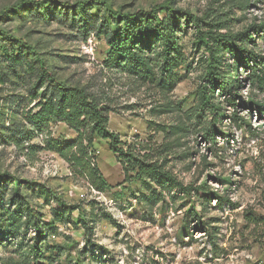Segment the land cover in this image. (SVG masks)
I'll return each mask as SVG.
<instances>
[{
    "label": "rangeland",
    "instance_id": "obj_1",
    "mask_svg": "<svg viewBox=\"0 0 264 264\" xmlns=\"http://www.w3.org/2000/svg\"><path fill=\"white\" fill-rule=\"evenodd\" d=\"M85 1V9L76 7ZM167 2L204 19L206 30L224 21L227 28L220 31L231 33L264 24V0H0V172L22 182L0 181V264L44 259L48 264L52 255L57 256L54 264H264V110L259 112L255 103H264V94L249 85L250 70L239 66L241 85L233 91L215 90V110L202 105L197 93L208 84L209 55L187 26L182 33L185 63L177 68L170 93L104 66L109 50L104 32L115 23L111 11L125 14ZM250 33L254 42L249 48L264 57L263 28ZM33 51L61 83L108 93L117 109L110 113L109 128L120 134L125 148L142 143L157 149L171 142L163 155L166 167L200 193H160L134 174L125 181L121 163L103 138L93 145L105 184L98 188L47 148V138L75 139L62 122L16 144L15 127L30 109L37 110L33 105L45 89L39 86L41 69ZM232 61L227 53V62ZM168 102L177 109L151 113ZM180 117L187 118V132L166 137L149 127L150 121L173 125ZM212 129L218 130L214 137L207 135ZM31 184L50 188L51 203L35 195ZM18 191L33 206L38 226L27 227L32 219L26 207L21 225L9 221ZM209 192L216 195L209 198ZM56 196L80 208L52 224ZM198 221L204 229L195 228Z\"/></svg>",
    "mask_w": 264,
    "mask_h": 264
},
{
    "label": "trees",
    "instance_id": "obj_2",
    "mask_svg": "<svg viewBox=\"0 0 264 264\" xmlns=\"http://www.w3.org/2000/svg\"><path fill=\"white\" fill-rule=\"evenodd\" d=\"M88 3V1L79 2L76 7L83 10ZM111 13L115 19L114 28L104 32V38L109 47L104 59V66L107 69L145 84H151L161 92L170 93L179 77L177 68L185 63L182 33L183 26H187L194 31L196 45L204 46L209 55L205 73L208 84L201 86L197 93L202 105L215 110L218 103L212 101L216 99L215 90L217 88L223 92H230L233 91V86L241 85L238 74L239 66L250 70L249 85L251 87L257 85L259 91L264 94V57L249 48L250 41L254 42L253 34L250 32L255 33L261 28L264 31V24L251 25L249 29L231 33L220 31L222 28H227L228 21H224V23L209 24L210 27L206 30L203 24L207 23L204 19L189 10L173 7L168 2L156 4L149 10L137 9L125 14L115 11ZM217 27L219 29L215 30L214 28ZM227 53L233 56L232 62H227ZM33 55L41 69L39 86H45V89L33 105L37 110L33 112L30 109L23 121L15 127L14 141L16 144L21 145L22 141L24 143L26 139L30 140L34 132L44 131L52 122H62L75 132V139L64 143L56 138H47V148L66 159L72 172L87 176L98 188H103L105 184H102L103 175L95 161L93 145L95 139L103 138L109 141L110 150L121 163L125 181H129L134 174L148 184L154 183L161 189L160 193L165 189H178L186 195H192L193 192L200 193V188L185 185L173 171L166 167L167 158L163 155L171 142H163L157 149L142 143L138 146L129 144L125 148L120 134L109 128L110 113L117 109L111 103L109 104L108 93L95 91L86 86H70L61 83L50 72L45 60L40 58L36 51H33ZM222 65H225L226 70L221 68ZM223 92L221 95L226 97ZM231 97L229 94L228 99ZM255 103L259 112L264 110V103ZM232 104L237 105L236 102ZM176 109L177 106L168 102L165 105L154 107L151 113L163 114ZM153 125L157 131H163L166 137L176 135L180 131H188L187 118L183 117H180L173 125L150 121L149 127L152 128ZM216 133L218 130L212 129L207 135L214 137ZM28 146L34 151V145L29 144ZM5 179L14 181L16 186L22 183L10 173L0 172V181ZM31 186L35 189V195L42 196L46 203H51L50 188L42 184H31ZM155 192L153 191L154 195ZM215 195L208 193L209 198ZM54 198L52 224L65 220L66 214H71L80 208V205H70L58 196ZM15 199L17 205L9 216V221L14 225H21L22 209L26 207L27 216L32 219L27 223V227L38 226L39 224L33 221L36 214L27 196L24 197L18 191ZM2 200L0 197V201ZM217 200L220 198L217 197ZM84 226L86 227L87 224ZM195 228L202 230L204 226L198 221ZM56 250L57 255H60L61 247L57 246ZM56 257L52 255L48 259V264H54ZM45 262L44 259L39 264H46Z\"/></svg>",
    "mask_w": 264,
    "mask_h": 264
}]
</instances>
